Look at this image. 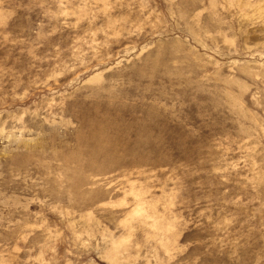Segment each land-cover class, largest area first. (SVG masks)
<instances>
[{"label":"rangeland","instance_id":"obj_1","mask_svg":"<svg viewBox=\"0 0 264 264\" xmlns=\"http://www.w3.org/2000/svg\"><path fill=\"white\" fill-rule=\"evenodd\" d=\"M0 264H264V0H0Z\"/></svg>","mask_w":264,"mask_h":264}]
</instances>
